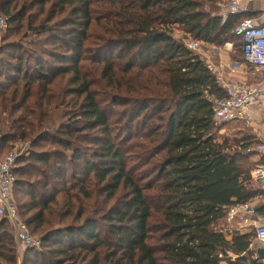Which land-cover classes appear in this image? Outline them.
I'll use <instances>...</instances> for the list:
<instances>
[{
    "label": "trees",
    "instance_id": "1",
    "mask_svg": "<svg viewBox=\"0 0 264 264\" xmlns=\"http://www.w3.org/2000/svg\"><path fill=\"white\" fill-rule=\"evenodd\" d=\"M222 2L0 0V154L29 142L11 196L41 241L20 264H262L253 229L224 232L259 194L237 163L255 141L215 126L225 91L186 42L236 38L244 60L234 27L257 13L221 22ZM0 264H17L4 217Z\"/></svg>",
    "mask_w": 264,
    "mask_h": 264
},
{
    "label": "built area",
    "instance_id": "2",
    "mask_svg": "<svg viewBox=\"0 0 264 264\" xmlns=\"http://www.w3.org/2000/svg\"><path fill=\"white\" fill-rule=\"evenodd\" d=\"M246 6L240 4V0H227L221 8L219 16L224 22L231 14L247 13ZM6 28V19L0 15V35ZM235 35L242 39V53L244 61L258 70L264 71V19L259 17H245L234 27ZM188 47L200 53V42L190 40ZM208 69L216 75L225 95L221 98H208L211 102L213 120L215 126H222L234 121H242L250 127L254 121L249 107L253 105L264 106V78L253 83L239 80H222L219 69L207 62ZM222 130V129H221ZM264 144H256L247 148L244 153L263 152ZM15 155L0 154V217L8 220L14 239L16 253L19 249L39 248L40 238L33 236L26 224L20 218L16 205L12 200V188L16 177L14 175ZM250 180H253L258 188L264 192V161L256 163L251 170ZM254 206L250 202L231 206L225 220L231 223L237 218H243L247 214H253ZM255 240L264 242V222L253 224ZM221 256V254L219 255ZM264 264L263 258L260 259Z\"/></svg>",
    "mask_w": 264,
    "mask_h": 264
},
{
    "label": "crops",
    "instance_id": "3",
    "mask_svg": "<svg viewBox=\"0 0 264 264\" xmlns=\"http://www.w3.org/2000/svg\"><path fill=\"white\" fill-rule=\"evenodd\" d=\"M244 5L248 9V13H257L255 17H259L264 19V0H244ZM220 49L217 47H211L210 52L201 51L202 57L205 59L206 63L209 62L213 64L217 69H219L221 74V79L228 81V80H239L247 82L246 78L247 75L245 72L243 73L242 68L237 67L236 65L232 66V72L227 73V68L224 70V66L227 64L228 60L225 59V57L220 58L219 57ZM223 56V55H222ZM218 62V63H216ZM250 66V65H249ZM251 68H254L253 66H250ZM256 69V68H255ZM262 77L264 76V71L261 70ZM261 79V78H260ZM259 79V80H260ZM257 80V81H259ZM256 81V82H257ZM248 83V82H247ZM250 112L253 114V123L250 127L244 125L242 121H234L230 122L229 124V130H227L226 133L234 134L236 133L235 129H237V125H239V128H244L245 131L249 136H251V139L255 141V144H264V106L261 105H253L249 107ZM225 124V125H228ZM225 133V134H226ZM264 161V150L263 152H251L247 156L243 157L241 160L237 161V163L241 166H243L245 169H248L249 171L251 168L258 162ZM247 187L250 190H256L259 192V194L250 202L254 206V212L253 214H247L243 218H237L236 220H233L231 223L225 221V229L224 232H228L230 229H235L239 232H249L253 229V224H256L257 222H264V217L261 216L256 212L257 207L264 204V192L261 191L257 184L253 180H249L247 183ZM251 248L254 250V257L258 258L260 261V258L257 256L256 249L261 248L264 253V242H259L254 240V243L252 244ZM25 250L19 249L17 252V264H20V256ZM261 262V261H260Z\"/></svg>",
    "mask_w": 264,
    "mask_h": 264
},
{
    "label": "rangeland",
    "instance_id": "4",
    "mask_svg": "<svg viewBox=\"0 0 264 264\" xmlns=\"http://www.w3.org/2000/svg\"><path fill=\"white\" fill-rule=\"evenodd\" d=\"M226 1L227 0H223V2L221 3L220 9L226 4ZM244 3H245L244 0H240V4L241 5L245 6ZM243 14L244 13H241L242 16H243ZM0 15H2V14H0ZM242 16H240L239 18H241ZM6 30H7V25H6V28L2 31V33L0 35V47L5 42V40L3 42V38L5 37ZM20 37H21V35H16V34L14 35L13 34V35H10L9 38H7V40L8 41H10V40H14V41L16 40L17 41V40H19ZM189 41H190V39L186 40L187 43ZM233 41H234V43L229 42V43H225L222 46L218 47L220 49L219 57L220 58L225 57V59L228 60L227 64L224 66L223 69L226 70V68H227V70H226L227 73L228 72H232L233 71L232 70V66L236 65L237 67L242 68L243 73L245 72L246 74H248L247 78H246L248 83L256 82L257 80H259L262 77L261 70H258V69H255V68H251L244 60H242L239 40L234 38ZM211 47H216V46L205 45L202 42H200V51H206L208 53V52H210V48ZM23 48H30V47H27L26 45H23ZM216 63H218V62H216ZM18 114L19 113H17L16 115H18ZM229 128H230L229 124L225 125V126L222 127L221 132L222 133H226L227 130H229ZM28 147H29V142H23V143L22 142H18L14 146H12L11 149H8L6 147L5 149H3V150L1 149V150L4 153H7V154L8 153L14 154L15 157L17 158L21 154H26L27 153L26 151L28 150ZM13 197H15V196H13ZM18 211H20V210H18ZM20 218L22 219L23 217L20 216Z\"/></svg>",
    "mask_w": 264,
    "mask_h": 264
},
{
    "label": "water",
    "instance_id": "5",
    "mask_svg": "<svg viewBox=\"0 0 264 264\" xmlns=\"http://www.w3.org/2000/svg\"><path fill=\"white\" fill-rule=\"evenodd\" d=\"M256 253L260 259L263 258V250L261 248H257Z\"/></svg>",
    "mask_w": 264,
    "mask_h": 264
}]
</instances>
